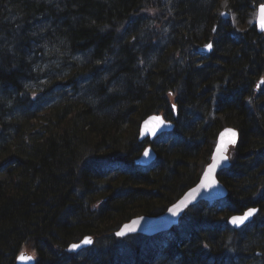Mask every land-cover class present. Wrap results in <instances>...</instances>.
Instances as JSON below:
<instances>
[{
	"label": "trees",
	"instance_id": "1",
	"mask_svg": "<svg viewBox=\"0 0 264 264\" xmlns=\"http://www.w3.org/2000/svg\"><path fill=\"white\" fill-rule=\"evenodd\" d=\"M263 2L0 0V264L26 246L36 264H264V32L247 25ZM156 113L175 127L145 167L139 128ZM224 125L240 137L226 200L117 239L197 184ZM250 206L258 217L229 225ZM86 235L93 247L65 250Z\"/></svg>",
	"mask_w": 264,
	"mask_h": 264
},
{
	"label": "water",
	"instance_id": "2",
	"mask_svg": "<svg viewBox=\"0 0 264 264\" xmlns=\"http://www.w3.org/2000/svg\"><path fill=\"white\" fill-rule=\"evenodd\" d=\"M264 5V2L261 3V5L257 9V18L254 22L255 26L257 27L258 33L262 34L264 32V14L261 13L260 9L261 6ZM232 16L230 12H222V17L229 19ZM212 45L211 43H209ZM208 44V45H209ZM210 51L211 48L208 47H200L199 51ZM158 118V119H154ZM161 121L163 123H161ZM175 123L171 120L164 119L162 114L156 113L147 116L144 121L142 122L140 126V135L139 140L144 141L146 138H148L150 141H153L158 135L172 131L174 130ZM227 130H232L236 133L235 136V143H231L230 141L233 139L231 132ZM216 140V144L214 146V151L211 157L210 163L207 164L205 169L203 170V173L197 182L196 185L192 186V188L185 191L178 200L173 202L168 209L161 213L160 215H139L137 217L132 218L128 222L122 224L118 231L116 232L117 237H128L131 234H143L145 236L151 237L152 235L162 233L163 231H169L172 229L173 226L178 225L180 222V219L183 217L184 212L193 204L204 202V201H215L224 199L228 196V188L227 186L221 182L218 178V173L221 170H224V168H227L231 165V159H229V151L230 147L234 146L239 141V131L236 127L231 126H225L223 130L218 134ZM226 147V151H224V148ZM218 148L220 151H218ZM149 151V154L147 156L144 155L145 150ZM146 149L142 152L143 154L139 156L136 159V164H140L143 166H148L151 164L156 158H157V152L153 149L152 145H147ZM222 155H226L228 158L226 160L220 159ZM217 159L219 162L217 163V166L215 169L212 170L211 173L208 174L207 179H205V174L208 170V166L213 162V159ZM215 183H212V182ZM211 183V187H202V184H209ZM193 189H196L195 192H193ZM183 202V203H181ZM174 206H178L175 207ZM254 208L257 209V212L249 217L243 224H233L232 223V217L242 216L245 212L248 211V209ZM169 209H174L173 211H169ZM248 209H246L243 212H237V214H234L229 217V224L232 225L235 229L241 228L250 221H252L255 216H257L259 213V207L257 206H251ZM123 232V235H117V233ZM86 237H90L92 240L91 244H84L82 241ZM84 239H82L79 242H74L73 244H80L81 247L78 249H71V245L66 248L67 252L75 253L78 251H81L83 249H86V247H89L93 245V237L90 235L85 236ZM24 253L25 256H32L29 255L27 252H21ZM21 253L17 256V260L15 264H35L36 258L34 256V259L28 260V259H21Z\"/></svg>",
	"mask_w": 264,
	"mask_h": 264
},
{
	"label": "snow or ice",
	"instance_id": "3",
	"mask_svg": "<svg viewBox=\"0 0 264 264\" xmlns=\"http://www.w3.org/2000/svg\"><path fill=\"white\" fill-rule=\"evenodd\" d=\"M260 11H261L262 14H264V5L261 6ZM206 47L211 48V45L210 44L209 45H206ZM261 83H264V79H262ZM173 107H175V105H173ZM154 119H158V118H154ZM161 123H163V122L161 121ZM227 131L231 132V135L233 137V139L230 142L231 143H235L236 133L234 131H232V130H227ZM218 151H220L219 148H218ZM224 151H226V147L224 148ZM148 154H149V151L146 149L145 152H144V155L147 156ZM227 158L228 157L226 155H222L220 157V159H223V160H226ZM218 162L219 161L217 159H215V158L213 159V162L208 166V170H207V172L205 174V179H207L208 174L211 173L212 170L216 168ZM212 183H215V182L213 181ZM201 186L202 187H211L212 185H211V183H209V184H202ZM195 191H196V189H193V192H195ZM181 203H183V202H181ZM175 207H178V206H174V208ZM173 210L174 209H169V211H173ZM256 212H257V209L250 208V209H248L247 212L244 213V215L237 216V217H232V223L233 224H243L249 217H251L252 215H254ZM123 234H124L123 232L117 233V235H123ZM82 243H84V244H91L92 243V240H91L90 237H86L84 239V241H82ZM70 247H71V249H78V248L81 247V245L80 244H72ZM20 258L21 259H28V260L34 259V257H32V256H25L24 253H21Z\"/></svg>",
	"mask_w": 264,
	"mask_h": 264
},
{
	"label": "rangeland",
	"instance_id": "4",
	"mask_svg": "<svg viewBox=\"0 0 264 264\" xmlns=\"http://www.w3.org/2000/svg\"><path fill=\"white\" fill-rule=\"evenodd\" d=\"M226 2L225 1H222V3H221V9H220V13L222 12V11H224L225 9H226ZM256 18H257V9H253L252 11H251V13H250V18L248 19V22H247V25H252V24H254V22H255V20H256ZM231 25L233 26V27H235V28H237V31L240 33V31H242V30H246V27H238L237 26V17H236V15H235V13L233 12V15H232V17H231ZM158 44V43H157ZM213 116V115H212ZM216 116H218V115H216ZM211 161V160H210ZM209 162H206V161H200V164L198 165V167H199V172L201 173V175H202V173H203V170L205 169V167L207 166V164H208ZM121 240H123V239H120V241ZM122 242V241H121ZM124 242V241H123ZM24 251H27V252H29V253H33V250L31 249L30 250V248L28 247V246H26L24 249H23ZM257 264H263V263H257Z\"/></svg>",
	"mask_w": 264,
	"mask_h": 264
},
{
	"label": "bare ground",
	"instance_id": "5",
	"mask_svg": "<svg viewBox=\"0 0 264 264\" xmlns=\"http://www.w3.org/2000/svg\"><path fill=\"white\" fill-rule=\"evenodd\" d=\"M259 215V214H258ZM258 215H257V217H258Z\"/></svg>",
	"mask_w": 264,
	"mask_h": 264
}]
</instances>
